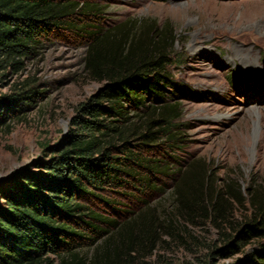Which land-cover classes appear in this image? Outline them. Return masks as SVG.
Masks as SVG:
<instances>
[{
	"label": "rangeland",
	"instance_id": "obj_1",
	"mask_svg": "<svg viewBox=\"0 0 264 264\" xmlns=\"http://www.w3.org/2000/svg\"><path fill=\"white\" fill-rule=\"evenodd\" d=\"M75 1L97 4L100 15L83 22L114 30L119 39L121 30L133 34L135 27L139 41L157 30L163 38L174 36L165 66L164 97L182 105L177 142L134 138L128 146L152 165L169 164L172 171L158 174L133 167L138 175L124 177L123 186L90 189L93 196L75 192L76 202L89 209L86 213L120 224L142 214L163 224L157 237L135 233L148 248L134 253L136 263L131 264H252L246 261L248 256L264 253V232L249 239L239 233L242 225L261 221L253 197L256 193L264 197V0ZM93 31H51L19 71L0 69V97L22 90L30 97L11 115L10 127L0 129L1 210L7 209L2 192L18 172L45 175L59 153L57 147L71 134H86L75 122L94 120L82 109L95 104L91 100L106 82L94 80L86 70L92 44L87 33ZM237 75L245 85L235 84ZM193 174L187 209L177 202L180 197L171 195ZM220 190L225 202L215 211L210 202ZM84 220L110 228L100 220ZM69 223L96 244L108 237L84 223ZM70 242L89 257L93 253L90 240ZM49 257L57 263L55 256Z\"/></svg>",
	"mask_w": 264,
	"mask_h": 264
},
{
	"label": "trees",
	"instance_id": "obj_2",
	"mask_svg": "<svg viewBox=\"0 0 264 264\" xmlns=\"http://www.w3.org/2000/svg\"><path fill=\"white\" fill-rule=\"evenodd\" d=\"M100 11L97 4L75 0H0V69L11 67L19 71L23 60L51 31L90 28L95 31L87 33L92 44L85 58L86 70L94 80L106 82L91 100L95 104L82 109L94 120L81 118L75 122L86 134L69 135L57 147L59 153L55 152L45 175L28 170L18 172V178L2 192L7 209H0V264L136 263L133 254H141L148 246L135 233L140 230L144 235L148 232L157 237V231L164 228L161 222L148 219V214L120 224L91 211L86 213L89 209L74 198L75 192L93 196L90 189L113 184L123 186L124 177L138 175L133 167L168 174L174 167L154 166L151 160L135 155L128 146L134 138L145 142L164 139L170 144L181 137L176 121L182 117V105L169 102L164 97L163 86L174 36L163 38L162 31L157 30L154 36L139 41L135 27L133 34L129 29L121 30L123 37L119 39L113 35L114 30L105 31L83 22L100 15ZM127 25L131 23L126 22ZM150 47L154 50L150 51ZM235 81L236 85L244 84L239 75ZM24 93L22 90L0 97V129L9 128L11 115L18 112L20 103L29 100ZM133 119L137 121L132 122ZM115 152L126 157L121 158ZM196 174L191 175V181L180 183L171 195L180 197L177 202L187 209L190 206L188 187ZM143 179L149 181L146 176ZM153 185L150 187L160 189ZM262 198L258 193L253 197L261 221L242 225L239 237L255 238L264 232ZM223 202L225 198L220 190L210 203L217 211ZM204 208L207 207L204 205ZM84 219L100 220L110 228L104 229ZM71 220L108 237L96 244V239L79 233L69 223ZM75 238L91 241L90 257L71 245L70 241ZM256 255L248 256L246 261L264 264V253Z\"/></svg>",
	"mask_w": 264,
	"mask_h": 264
},
{
	"label": "bare ground",
	"instance_id": "obj_3",
	"mask_svg": "<svg viewBox=\"0 0 264 264\" xmlns=\"http://www.w3.org/2000/svg\"><path fill=\"white\" fill-rule=\"evenodd\" d=\"M255 110V109H254ZM255 112V111H254Z\"/></svg>",
	"mask_w": 264,
	"mask_h": 264
}]
</instances>
